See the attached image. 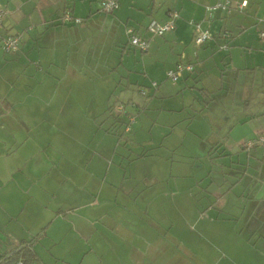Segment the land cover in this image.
Wrapping results in <instances>:
<instances>
[{"label":"crops","instance_id":"1","mask_svg":"<svg viewBox=\"0 0 264 264\" xmlns=\"http://www.w3.org/2000/svg\"><path fill=\"white\" fill-rule=\"evenodd\" d=\"M118 1L114 11L100 12L95 0H0V31L22 39L11 54L0 49V257L26 246L37 256L33 264H191L188 255L181 258L174 249L177 240L163 238L157 213L164 192L146 188L145 175L121 172L120 164L109 161L122 120L101 100L98 80L83 72L87 65L93 67L90 54L93 60V54L112 50L126 81L137 80L135 87L129 85L127 109L116 107L124 118L143 113L152 97L182 95L200 83L204 93L225 90V96H238L242 103L231 111L241 116L237 123L247 124L250 136L264 131V39L259 37L257 46L258 71L234 70L231 78L218 79L219 87L204 74L213 48L235 43L230 28L240 27L244 15L254 6L258 11L264 0H245L241 8L237 5L243 0H234L230 12L216 9L211 14L206 6L219 0ZM66 9L82 23H62ZM172 10L177 13L174 28L163 36L149 34L147 24L164 21ZM255 20L264 30V14ZM196 23L212 35L200 46L193 42ZM127 27L149 41L146 51L128 43ZM131 53L140 55L126 66L123 59ZM179 62L193 65L177 79L184 91L163 83L166 70ZM197 69L203 79L194 76ZM226 97L220 99L224 120L218 121L224 129L232 119ZM245 101L257 105L253 109ZM90 116L96 121L86 124ZM242 140L237 147L248 152ZM242 153L236 150L239 163ZM241 161L245 168L232 177L241 186L237 222L257 241L245 243L253 252L235 264H264V147ZM119 195L125 199L119 201ZM169 230L166 235L172 234ZM34 242L53 262L35 250Z\"/></svg>","mask_w":264,"mask_h":264},{"label":"rangeland","instance_id":"2","mask_svg":"<svg viewBox=\"0 0 264 264\" xmlns=\"http://www.w3.org/2000/svg\"><path fill=\"white\" fill-rule=\"evenodd\" d=\"M231 1L235 8L234 0ZM95 2L99 11L103 12L100 1ZM258 8L256 11L254 6L247 12L249 16L244 15L245 20L243 18L244 22L240 27L230 28L233 38L237 39L235 43H231L229 47L213 48V57L211 56L207 70L204 71L213 86L219 87L220 77L225 80L231 78L234 70L258 71L261 53L257 46L262 24H256L255 19L264 14V5ZM255 12L257 14L254 18ZM109 51L110 53L93 54V60L91 54L88 55V63H92L93 67L87 65L83 72L98 80V89L103 97L101 100L103 99L105 106L109 103L113 107H110L111 113L120 116L119 119L122 120V123L118 121L115 128V156H109V161L120 164L121 172L145 175L143 182L146 188L157 187L164 192L161 208L157 213L163 225V238L177 240L174 242V249L181 258L188 255L191 264H235L247 251L252 253L253 250L245 243L248 240L255 242L257 239L250 230L242 228L241 223L237 222L240 213L236 204L241 186L232 177L242 173L245 168L246 162L241 161L242 157L253 155L255 148L262 149L264 145L246 146L254 136L247 133V128L245 131L247 124L237 123L236 118L240 115H233L231 112L242 103L240 98L232 95L226 97L225 90L222 93L218 91L216 95L204 93L203 85L199 83L190 92H183L182 95L152 97L143 113L134 111L131 116L126 115L124 118V111H118L116 107L120 105L121 109L124 105L127 109L129 89L137 80H130V83L126 81L120 58L112 50ZM137 54L134 56L131 53L129 60L124 58V65L137 63L140 55ZM225 59L228 60L226 65ZM221 73H224L223 76ZM204 74L197 69L194 76L203 79ZM163 80L165 85L181 86L184 91L185 87L180 79L171 82L164 77ZM224 87L230 89L225 82ZM262 96L264 91L261 92ZM224 97L229 100L227 107L231 115L229 117L232 118L229 124L224 125L225 129L218 124L220 119L224 120L220 107ZM248 98L250 101L252 97L249 95ZM245 102L250 103L253 109L257 105L255 101L254 104ZM232 116H235L234 120ZM256 118L257 125L261 124L260 116L257 115ZM84 121L92 124L96 118L90 116ZM241 137V145L248 152L237 147V141ZM236 150L243 151L240 163ZM124 199L119 195V201ZM173 205H176L178 213L172 210ZM168 230L172 234L166 235ZM33 246L40 251L42 257L53 262L49 255L42 252L39 245L34 242Z\"/></svg>","mask_w":264,"mask_h":264},{"label":"built area","instance_id":"3","mask_svg":"<svg viewBox=\"0 0 264 264\" xmlns=\"http://www.w3.org/2000/svg\"><path fill=\"white\" fill-rule=\"evenodd\" d=\"M119 1L118 0H100V9L104 12H112L118 8ZM246 5V1H241L237 6L241 8ZM216 9L230 11L231 2L230 0H219L213 5L206 6V11L211 14ZM3 15V10L0 9V29H1V18ZM177 17V13L175 11H169L168 17L162 22L157 20H151L147 26L146 30L156 36H163L167 32L171 31L174 28V20ZM62 22H73L80 23L81 19L79 17L73 16L72 13L66 9L62 16ZM197 32L193 37V42L200 46L204 42L210 40L212 38L211 33L207 29H200L199 25L195 24ZM126 34L128 36V43L134 48L139 49L140 51H146L149 47V41L137 34L131 27L126 28ZM259 37L264 39V30L259 32ZM21 41V36L19 34H9L2 33L0 31V48L3 53L11 54L18 49V46ZM193 70V65L190 62H179L176 64L174 69H169L166 71V77L169 78L172 82L176 81L184 71L191 72ZM156 82L152 81L151 86L155 87ZM253 144L264 145V131L258 134L255 138L248 141L246 146H252ZM15 264H24L21 260H17Z\"/></svg>","mask_w":264,"mask_h":264},{"label":"trees","instance_id":"4","mask_svg":"<svg viewBox=\"0 0 264 264\" xmlns=\"http://www.w3.org/2000/svg\"><path fill=\"white\" fill-rule=\"evenodd\" d=\"M232 8L233 7H232V2H231V9ZM0 259H1L0 264H15L17 260H21L24 264H33L37 261V256L30 248H27L26 246H22L18 252L12 254L11 256L7 258H4L3 256H1Z\"/></svg>","mask_w":264,"mask_h":264},{"label":"water","instance_id":"5","mask_svg":"<svg viewBox=\"0 0 264 264\" xmlns=\"http://www.w3.org/2000/svg\"><path fill=\"white\" fill-rule=\"evenodd\" d=\"M13 253H11V254H7L6 256H4V258H7V257H9V256H11Z\"/></svg>","mask_w":264,"mask_h":264}]
</instances>
